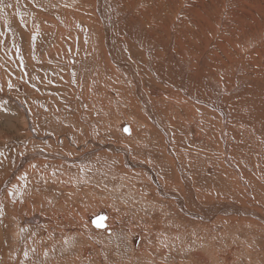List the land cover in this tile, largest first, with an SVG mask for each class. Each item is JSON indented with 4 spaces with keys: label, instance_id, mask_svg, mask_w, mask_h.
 Wrapping results in <instances>:
<instances>
[{
    "label": "rangeland",
    "instance_id": "374dc122",
    "mask_svg": "<svg viewBox=\"0 0 264 264\" xmlns=\"http://www.w3.org/2000/svg\"><path fill=\"white\" fill-rule=\"evenodd\" d=\"M75 1L0 0V264H264V227L257 218L230 213L204 221L187 214L185 205L157 193L143 173L148 167L131 154L138 165L122 171L126 176L117 173L118 147L131 150L135 141H128L133 133L117 130L119 123L132 125L134 133L143 127L134 124L136 115L120 112L131 108L113 98L120 94L113 79L114 101L89 103L94 88L87 93L86 85L97 75L84 63L86 45L72 39L87 28L89 15L77 9L82 0ZM212 157L217 165L218 152ZM208 186L207 196H195L201 209L234 204L260 211L244 199L213 195L217 189ZM100 210L108 216L104 229L84 219Z\"/></svg>",
    "mask_w": 264,
    "mask_h": 264
},
{
    "label": "bare ground",
    "instance_id": "6f19581e",
    "mask_svg": "<svg viewBox=\"0 0 264 264\" xmlns=\"http://www.w3.org/2000/svg\"><path fill=\"white\" fill-rule=\"evenodd\" d=\"M77 6L89 17L85 18L87 28L72 39L86 45L88 58L81 53L83 62L93 65L97 75L86 85L87 93L94 88L89 103L109 106L115 97L131 108L129 114L127 109L120 112L136 115L134 124L143 127L134 133L132 125L119 123L117 130L123 133L127 128L128 135L134 134L128 141H135L131 150L118 147V159L123 161L117 173L133 170L138 163L134 167L132 160L139 164L142 160L148 167L143 172L146 181L152 179L161 197L185 205L189 212L182 210L187 214L195 213L204 221L224 220L230 213L239 219L251 215L264 227V0H82ZM108 78L117 83L114 87L120 93L113 98ZM97 82L101 91L95 90ZM213 152H218L217 165ZM197 157L203 163L198 165ZM208 184L218 190L213 195L244 199L249 206L258 205L260 211L234 204L201 209L195 196L204 198ZM237 188L243 192L240 197L234 192ZM99 213L105 217V225L107 213ZM35 217L32 221L37 222ZM91 217L83 218L90 223Z\"/></svg>",
    "mask_w": 264,
    "mask_h": 264
},
{
    "label": "water",
    "instance_id": "95a60500",
    "mask_svg": "<svg viewBox=\"0 0 264 264\" xmlns=\"http://www.w3.org/2000/svg\"><path fill=\"white\" fill-rule=\"evenodd\" d=\"M125 131L124 132L127 134L128 132L127 128L125 129ZM104 219L105 217L101 213H99L95 217H91L90 222L93 225V227L97 229H104L105 228Z\"/></svg>",
    "mask_w": 264,
    "mask_h": 264
}]
</instances>
